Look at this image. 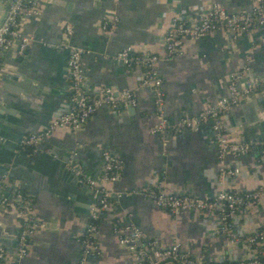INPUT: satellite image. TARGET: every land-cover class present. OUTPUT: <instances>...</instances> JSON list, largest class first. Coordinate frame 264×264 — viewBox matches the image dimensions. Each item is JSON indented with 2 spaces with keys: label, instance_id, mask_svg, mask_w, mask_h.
I'll list each match as a JSON object with an SVG mask.
<instances>
[{
  "label": "crops",
  "instance_id": "crops-1",
  "mask_svg": "<svg viewBox=\"0 0 264 264\" xmlns=\"http://www.w3.org/2000/svg\"><path fill=\"white\" fill-rule=\"evenodd\" d=\"M0 0V22L6 5ZM40 14L21 23L32 40L19 55L14 45L0 57V247L10 256L17 249L21 220L15 190L33 203L42 225L28 242L20 264H77L80 238L89 223L94 192L74 171L89 179L104 176L102 153L121 160L118 180L110 186V209L99 224L101 254L90 264H136L111 229L114 223L139 228L155 247L179 243L189 258L223 264L245 257L240 243L228 245L217 232V219L209 214L185 212L178 216L157 208L140 192L161 186L177 195H213L220 190L252 191L264 186V160L259 148L242 156L227 155L225 164L236 167L234 178H219L214 134L209 124L196 130L168 132L164 141L150 133L158 116L152 94L139 88V70L115 60L123 48L134 54L162 55L163 36L176 10L194 17L200 10L220 5L230 13L250 11V0H41ZM118 19L114 30L103 32L104 18ZM71 26L66 36L65 27ZM67 43L82 51V89L94 95L108 87L115 96L127 90L134 107L118 111L103 106L78 132L59 127L34 151L21 148L20 139L46 130L67 108L70 80ZM165 91L164 117L174 125L194 116L227 94L237 75L240 90L251 89L248 106L226 111L223 122L228 140L259 141L264 137V36L260 28L240 34L218 31L186 45L184 53L162 60L157 67ZM115 194H122L117 197ZM5 200V202H4ZM243 234L264 227V200L238 213ZM10 260L0 264H10Z\"/></svg>",
  "mask_w": 264,
  "mask_h": 264
},
{
  "label": "built area",
  "instance_id": "built-area-1",
  "mask_svg": "<svg viewBox=\"0 0 264 264\" xmlns=\"http://www.w3.org/2000/svg\"><path fill=\"white\" fill-rule=\"evenodd\" d=\"M250 2L251 10L239 13H230L220 5H213L208 10H200L194 17L182 10H176L164 32L162 55L149 52L134 54L131 48L126 47L115 56V60L121 62L126 68L141 72L138 79L139 88L148 90L153 96L158 122L150 129L152 135L164 141L168 132L175 134L182 130H196L203 124L210 125L217 147L220 180L234 178L240 174L238 168H229L225 164L227 155L242 156L254 148H259L261 158L264 160V137L259 141L231 142L228 140L227 128L223 122L225 112L236 106L240 99H247L251 89H238L236 81L239 76L232 75L225 96L196 115L182 117L174 125H168L164 117L165 91L157 67L162 60H170L182 55L188 43L199 41L218 31L229 32L232 42L240 34L249 33L256 28H260L264 36V0H250ZM4 3L6 5L5 15L0 22V57L14 45L17 53L21 55L32 40L22 33L21 23L24 19L40 14L43 5L41 0H5ZM117 22L118 19L114 16L104 18L101 30L103 32L114 30ZM65 34L66 36L71 34L70 25L65 27ZM62 46L68 51L66 66L70 80V95L67 108L43 132L31 133L22 137L18 143L21 148L35 151L46 136L59 127L68 128L72 133L80 131L95 112L103 106L118 111L120 106L134 107L136 105L134 94L127 90L122 91L118 96H115L108 87L98 88L94 95L84 91L82 89L84 79L82 51L67 43ZM257 85L264 86V77L255 83V86ZM102 164L104 176L98 179L86 178L80 172V168L74 166V171L80 176V181L84 180L96 197L90 209L89 223L80 238L77 264H90L91 257L101 254L98 240L99 224L110 209V200L113 196L110 186L118 180L123 167L121 160L109 152L102 153ZM140 194L157 208L166 210L173 216L185 212L214 216L218 222L217 232L227 240L228 245L240 243L245 252L244 258L229 260L223 264H264V227L249 234H243L236 223L240 211L264 200V186L242 192L220 190L213 195L196 197L172 194L157 185L146 186ZM115 195L122 196V194ZM15 199L20 206L21 215L17 235L18 245L11 258L0 247V263L10 260V264H20L28 254L29 240L42 227L33 214L32 200L24 198L19 190H15ZM111 231L117 237L119 245L126 248L136 264H219L189 258L187 254L181 252L177 242L167 248L158 249L154 242L147 240L142 231L135 226L120 227L114 223Z\"/></svg>",
  "mask_w": 264,
  "mask_h": 264
},
{
  "label": "water",
  "instance_id": "water-1",
  "mask_svg": "<svg viewBox=\"0 0 264 264\" xmlns=\"http://www.w3.org/2000/svg\"><path fill=\"white\" fill-rule=\"evenodd\" d=\"M239 104L244 109V108H246L248 106L249 103L245 99H240Z\"/></svg>",
  "mask_w": 264,
  "mask_h": 264
},
{
  "label": "trees",
  "instance_id": "trees-1",
  "mask_svg": "<svg viewBox=\"0 0 264 264\" xmlns=\"http://www.w3.org/2000/svg\"><path fill=\"white\" fill-rule=\"evenodd\" d=\"M6 207L7 208H9V207H13V208H19L20 206H19V204H17V203H7L6 204Z\"/></svg>",
  "mask_w": 264,
  "mask_h": 264
}]
</instances>
